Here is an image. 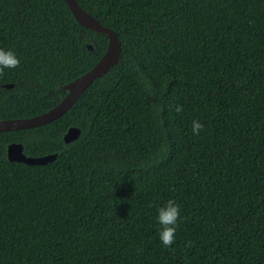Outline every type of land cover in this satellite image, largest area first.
Segmentation results:
<instances>
[{
    "label": "trees",
    "instance_id": "16d2710c",
    "mask_svg": "<svg viewBox=\"0 0 264 264\" xmlns=\"http://www.w3.org/2000/svg\"><path fill=\"white\" fill-rule=\"evenodd\" d=\"M77 1L122 53L59 117L0 131V264H264V0ZM108 43L67 0H0V46L20 57L0 119L52 108ZM12 142L57 155L11 160Z\"/></svg>",
    "mask_w": 264,
    "mask_h": 264
},
{
    "label": "water",
    "instance_id": "95a60500",
    "mask_svg": "<svg viewBox=\"0 0 264 264\" xmlns=\"http://www.w3.org/2000/svg\"><path fill=\"white\" fill-rule=\"evenodd\" d=\"M67 2L81 24L108 35L109 43L107 49L93 67L64 85V88L68 92L56 105L47 111L33 116L0 119V131L41 125L59 117L75 103L96 77L106 74L119 61L122 45L117 31L111 26L104 25L93 14L82 7L77 0H67ZM88 47L93 49L92 44H88ZM5 86L11 87L13 83H6ZM79 134L80 128L71 126L65 133L64 139L66 142H69ZM56 155L57 153L40 156L27 155L22 142H12L8 146V157L11 160L23 161L30 164L46 163Z\"/></svg>",
    "mask_w": 264,
    "mask_h": 264
},
{
    "label": "clouds",
    "instance_id": "9594fccd",
    "mask_svg": "<svg viewBox=\"0 0 264 264\" xmlns=\"http://www.w3.org/2000/svg\"><path fill=\"white\" fill-rule=\"evenodd\" d=\"M20 63V57L16 51L9 46H0V72L5 69L15 68ZM181 104L176 105V112L182 111ZM203 123L198 119H193L191 129L194 134L199 133ZM180 205L169 199L156 207L155 220L157 222V235L160 243L164 247H170L177 237V225L180 217Z\"/></svg>",
    "mask_w": 264,
    "mask_h": 264
}]
</instances>
